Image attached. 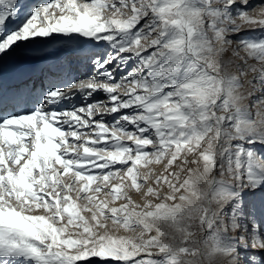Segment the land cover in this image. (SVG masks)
Instances as JSON below:
<instances>
[{"label":"snow or ice","instance_id":"obj_1","mask_svg":"<svg viewBox=\"0 0 264 264\" xmlns=\"http://www.w3.org/2000/svg\"><path fill=\"white\" fill-rule=\"evenodd\" d=\"M41 41L88 71L0 103V264H264V0H0Z\"/></svg>","mask_w":264,"mask_h":264},{"label":"bare ground","instance_id":"obj_2","mask_svg":"<svg viewBox=\"0 0 264 264\" xmlns=\"http://www.w3.org/2000/svg\"><path fill=\"white\" fill-rule=\"evenodd\" d=\"M54 47L55 44L42 46L41 50L28 55L24 54L23 49L17 48L18 50L11 52L9 59L6 56L3 57L2 67H0V103H3L5 99L10 100L13 91L23 90L25 85L37 87L38 90L41 88V83L44 86L46 83H43L39 76L34 75L35 71L40 70L43 66L48 72V80L62 76L61 73L65 69L56 63V59L67 54V45H61V42L58 41L57 48ZM13 52L15 53L13 54ZM11 81L17 82L13 84Z\"/></svg>","mask_w":264,"mask_h":264},{"label":"rangeland","instance_id":"obj_3","mask_svg":"<svg viewBox=\"0 0 264 264\" xmlns=\"http://www.w3.org/2000/svg\"><path fill=\"white\" fill-rule=\"evenodd\" d=\"M22 2L23 3H25L26 5L27 4H33V3H40V2H42V0H22ZM242 35H246V33H242ZM57 42L58 41H54V42H51V43H49V44H45L43 41H41V44L40 45H38V47L39 48H41L42 46H46V45H50V44H55V49L57 48ZM61 42V45H67V47L66 48H70V47H72V44H70V43H68V42H66V41H60ZM19 49H23V46H21ZM16 50H18V49H16ZM16 50H14V51H16ZM15 52H13V54H14ZM11 54V53H10ZM10 54L8 55V56H6L8 59L11 57L10 56ZM65 56H71V52H67V54L65 55ZM12 59V58H11ZM3 60H4V58H3ZM21 62V61H20ZM87 71H88V69H86V68H84L83 66H77L75 63L71 66V68L70 69H65V71L61 74L62 76H64V75H73V76H79L80 78H86V74H87ZM82 73H84V75H81ZM47 74H48V72H46V67L45 66H43V68H41L40 69V72H39V76H40V80H42V82L43 83H47V81H48V77H47ZM60 74V73H59ZM59 74H57V75H59ZM61 76V77H62ZM45 85V84H44ZM38 86V85H37ZM43 85H42V83H41V87H42ZM36 90H38V88L36 87L35 88ZM97 95V97L99 98V99H103L104 97H103V94L102 93H97L96 94ZM77 104H79V101H77ZM105 118V120H111V116H105L104 117ZM96 119H99V117H96ZM134 199H136L137 201L139 200V197L138 196H134ZM82 264H83V262H82Z\"/></svg>","mask_w":264,"mask_h":264}]
</instances>
